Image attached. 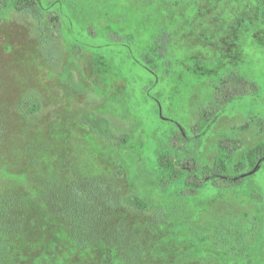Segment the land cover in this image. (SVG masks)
<instances>
[{
	"label": "rangeland",
	"instance_id": "obj_1",
	"mask_svg": "<svg viewBox=\"0 0 264 264\" xmlns=\"http://www.w3.org/2000/svg\"><path fill=\"white\" fill-rule=\"evenodd\" d=\"M89 1L105 8L101 36L112 29L107 16L124 20L118 28L137 47L163 29L171 33L174 69L159 95L165 116L188 130L214 103V86L224 77L234 73L257 85L255 101L223 109L196 138L188 133L190 159L212 161L218 136L246 124L254 126L241 135L246 147L264 139L254 125L264 124V53L234 28L241 18L260 19L264 40L258 0ZM69 42L64 35L44 43L37 21L25 12H10L0 24V264H106L115 257L125 264H218L216 227L224 210L243 212L248 221L254 211L222 193L202 194L177 209L152 182L150 133L164 134L153 106L143 120L140 96L88 50L75 61L80 88L69 86ZM213 58L218 62L207 63ZM30 98L41 105L32 115L21 109ZM88 112L108 118L116 134H130L129 145L123 149L93 132L82 119ZM130 195L150 207L128 206ZM164 214L167 221L158 228Z\"/></svg>",
	"mask_w": 264,
	"mask_h": 264
},
{
	"label": "trees",
	"instance_id": "obj_2",
	"mask_svg": "<svg viewBox=\"0 0 264 264\" xmlns=\"http://www.w3.org/2000/svg\"><path fill=\"white\" fill-rule=\"evenodd\" d=\"M106 1L98 2L105 4ZM258 4V15L263 16L264 0H258ZM13 11L31 14L38 23L41 39L47 45L58 42L64 35L69 39L71 61L64 72L69 86L80 88L73 75L77 69L80 72L75 61L84 50H88L104 63L105 69L112 70L118 78L126 79L130 94L140 96L143 102L140 109L145 108L141 111L143 120L147 118L146 109L153 106L157 117L154 119L160 123L164 134L160 135L157 131L150 133L155 143V175L152 182L168 200L176 203L177 209L180 208L178 203H189L192 198L202 194L212 197L222 193L234 195L241 206L247 205L254 211V219L248 221L249 217L243 212L239 214L233 209L224 210L216 227L217 250L222 254L218 264H264V139L246 147L241 135L254 128L246 124L218 136L212 145V161L204 162L201 158L191 160L185 155L190 135L196 138L205 133L219 118V112L235 106L237 101H255L259 92L257 85L234 73L224 77L214 86V103L200 111L197 122L188 130L180 122L165 116L159 95L170 83L169 76L174 69L170 56L173 38L168 30L163 29L153 35L146 47H137L133 36L125 34L126 29L118 28L124 24L122 18L107 16L112 29L101 36L98 21L102 18V12L106 11L89 0H0V24ZM240 20L234 23L235 30L246 38V43L254 39L260 48L257 52L264 53V49H261L264 48V40L260 39L263 32L259 33L261 20L252 17ZM250 31L256 32L253 37L248 35ZM213 62L218 61L214 58L207 61L210 64ZM40 108V101L36 98L27 99L21 104L22 111L28 115L37 113ZM149 111L153 113L151 108ZM82 119L93 132L123 149L132 140L128 133L116 134L109 119L103 115L88 112ZM143 120H140V125L145 123ZM254 125L264 131V124ZM21 181L25 182V178L21 177ZM126 204L140 211L150 207L138 195L128 196ZM166 221L164 214L157 224L158 228ZM105 262L125 264L117 257ZM173 264H181V261Z\"/></svg>",
	"mask_w": 264,
	"mask_h": 264
}]
</instances>
